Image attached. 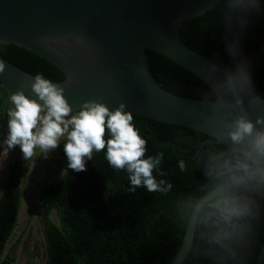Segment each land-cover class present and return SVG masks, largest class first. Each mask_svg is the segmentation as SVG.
I'll return each mask as SVG.
<instances>
[{"label":"clouds","instance_id":"obj_1","mask_svg":"<svg viewBox=\"0 0 264 264\" xmlns=\"http://www.w3.org/2000/svg\"><path fill=\"white\" fill-rule=\"evenodd\" d=\"M213 3L219 5L217 26L223 29L231 64L222 72L216 64L206 67L215 130L192 156L201 180L179 205L183 240L185 250L203 264H251L264 226V114L253 112L261 99L255 95L251 60L241 41L253 18L264 13V0ZM3 68L0 62V72ZM31 91L26 95L17 89L10 96L7 132L0 139V170L16 146L34 167V157L47 159L62 144L67 168L76 172L86 170L94 152L106 149L108 164L126 171L130 191H171V182L157 178L166 176L161 170L164 153L145 156L146 140L124 102L109 107L92 99L74 109L64 88L42 73L34 76ZM178 167L186 170L183 159Z\"/></svg>","mask_w":264,"mask_h":264},{"label":"trees","instance_id":"obj_2","mask_svg":"<svg viewBox=\"0 0 264 264\" xmlns=\"http://www.w3.org/2000/svg\"><path fill=\"white\" fill-rule=\"evenodd\" d=\"M219 5L184 22L183 41L221 66L230 65L217 26ZM244 54L250 58L255 92L264 97V13L253 18L242 37ZM151 77L166 90L193 98L211 99L209 86L177 62L148 49ZM0 53L18 67L52 81L65 78L52 62L14 43L3 44ZM10 92L0 80V127L10 108ZM133 114V113H132ZM133 122L146 140L145 156L163 152V178L173 187L167 193L148 192L138 187L129 190L126 171L112 168L105 150L94 152L86 170L67 168L63 148L48 164L47 176L55 180L41 193V208L46 230V264H171L183 243L185 231L179 205L201 180L194 166L193 153L207 145L211 136L186 126L133 114ZM107 138V135L106 137ZM7 177L0 191V264H15L16 246L5 254L17 226L22 205V182L29 162L19 146L12 150ZM183 159L186 170L178 162ZM156 175V172L153 173ZM57 216L54 220L53 216ZM256 264L264 244V226L259 230ZM183 264H203L189 253Z\"/></svg>","mask_w":264,"mask_h":264},{"label":"water","instance_id":"obj_3","mask_svg":"<svg viewBox=\"0 0 264 264\" xmlns=\"http://www.w3.org/2000/svg\"><path fill=\"white\" fill-rule=\"evenodd\" d=\"M214 0H0V47L14 43L56 65L65 75L52 81L76 109L99 99L109 107L124 102L133 114L178 124L211 136V99L179 95L161 87L148 71V49L177 62L207 85L206 67L223 66L186 44L184 22L205 13ZM2 85L10 94H33L34 74L0 53ZM254 104L264 114V97ZM247 103V101H246ZM186 234V233H185ZM184 240L171 264H183ZM256 264H264V244Z\"/></svg>","mask_w":264,"mask_h":264},{"label":"rangeland","instance_id":"obj_4","mask_svg":"<svg viewBox=\"0 0 264 264\" xmlns=\"http://www.w3.org/2000/svg\"><path fill=\"white\" fill-rule=\"evenodd\" d=\"M12 107V104L10 105ZM7 132V117L0 127V139ZM61 144L53 150L47 159L42 156L35 159V165L29 162L26 176L22 182V205L17 226L9 240L5 250L6 255L11 248L16 246L15 264H46V230L44 215L41 208V193L43 187L55 180L47 176V168L50 160L62 150ZM10 151L4 161V167L0 170V191L2 190L10 165ZM57 220V216H53Z\"/></svg>","mask_w":264,"mask_h":264}]
</instances>
